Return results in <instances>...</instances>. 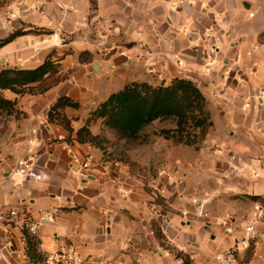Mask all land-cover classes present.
Listing matches in <instances>:
<instances>
[{
	"label": "crops",
	"instance_id": "obj_1",
	"mask_svg": "<svg viewBox=\"0 0 264 264\" xmlns=\"http://www.w3.org/2000/svg\"><path fill=\"white\" fill-rule=\"evenodd\" d=\"M180 1L7 0L0 6V39L21 28L51 31L0 46V71L35 68L49 55L60 65L62 80L45 93L3 90L19 114L0 122V203L36 220L58 208L35 236L44 259L72 243L85 259L185 264L181 252L189 264H219L215 256L228 254L254 224L251 245L237 257L264 264V224L254 217L255 202L264 204V0ZM205 49L215 52L210 67ZM174 78L191 79L207 100L212 126L198 146L153 136L137 150L125 140L113 143L108 131L105 149L75 140L84 126L103 133V119L89 120L90 114L111 94L134 81L168 85ZM63 96L79 103L64 110L72 132L49 120ZM75 156L90 157L88 179L78 177ZM26 157L41 180L13 175ZM222 218L231 233L217 223ZM30 260L21 232L1 230L0 264Z\"/></svg>",
	"mask_w": 264,
	"mask_h": 264
},
{
	"label": "trees",
	"instance_id": "obj_2",
	"mask_svg": "<svg viewBox=\"0 0 264 264\" xmlns=\"http://www.w3.org/2000/svg\"><path fill=\"white\" fill-rule=\"evenodd\" d=\"M94 3V0H92ZM50 34V30L42 28L17 29L7 37L0 39L3 46L16 37L27 34ZM59 62L49 57L35 68H6L0 71V116L19 114L16 101L6 98L3 90L9 89L17 94H42L50 87L58 84ZM67 107H79V103L69 97L57 99L49 111V120H58L72 132L70 120L65 116ZM103 119V133L92 135L84 126L76 135L79 143H90L105 149V134L108 131L117 139L125 142L140 138L146 129L155 121H172L175 128H162L154 135L172 138L175 143L198 146L200 134L207 132L212 126L211 115L207 109V100L198 85L188 78H174L168 85H152L143 81L127 84L122 90L115 92L90 114L89 120ZM65 140L70 142V137ZM158 200V199H157ZM158 236L161 233L158 231ZM27 253L34 264H43L44 255L37 252L35 236L26 234ZM182 257L185 264L188 257Z\"/></svg>",
	"mask_w": 264,
	"mask_h": 264
},
{
	"label": "built area",
	"instance_id": "obj_3",
	"mask_svg": "<svg viewBox=\"0 0 264 264\" xmlns=\"http://www.w3.org/2000/svg\"><path fill=\"white\" fill-rule=\"evenodd\" d=\"M180 3L191 4V1H183ZM41 6L36 5L34 8L37 10ZM207 66L210 67L215 62V52L214 50H204ZM179 64H182L181 60H178ZM230 69H227V74L223 77L228 79V73ZM74 162L79 165V170L77 172L78 177L81 179H88L91 169V159L89 156L85 157H74ZM13 175L16 178L26 179L33 178L41 180V175L36 172L33 167L32 160L28 157L20 159L13 168ZM81 187V186H80ZM82 188V187H81ZM58 201H61L62 196H56ZM58 211L57 207H54L53 211L50 213H44L40 216V219L36 220L30 217L25 211H21L20 208L15 206H9L0 203V231L1 230H13L17 229L21 232L23 236V242L27 245L26 234L30 236H36L40 227V223L43 221L54 222L55 214ZM254 217L257 222L264 224V204L260 201L254 204ZM222 226L225 233L232 232V225L226 219H219L217 222ZM256 227L254 224H250L245 227L246 237L244 240L240 241L235 239L234 244L231 246L228 254H217L215 256L216 261L219 264H252L249 261L241 260L237 257V252L240 248H248L252 240L255 237ZM169 251L168 249H165ZM44 264H127L123 258L117 259H105V260H95V259H85L81 256L79 251L72 243L66 244V246L60 250L51 252L45 256Z\"/></svg>",
	"mask_w": 264,
	"mask_h": 264
},
{
	"label": "rangeland",
	"instance_id": "obj_4",
	"mask_svg": "<svg viewBox=\"0 0 264 264\" xmlns=\"http://www.w3.org/2000/svg\"><path fill=\"white\" fill-rule=\"evenodd\" d=\"M6 2H7V0H0V6L4 5ZM4 117L5 116H0V122L3 121ZM162 124L165 126H168V125L173 126L174 125L173 128H175V124L172 123V121H163ZM160 129H162V128H160V126H158L157 123H153L152 125H150L146 129V131L144 132V134L140 138H138L136 140L128 141V142L124 141L123 144L132 145V147L139 150V148H141L143 145H147L151 141L153 136H157V135H154V132L159 131ZM206 133L207 132H203L202 134H200L201 138H203L206 135ZM109 138H110L109 140L112 141L113 143L117 142V141L118 142L123 141V140L117 139L113 134H111ZM168 139H170V138H168ZM177 144H179V143H177Z\"/></svg>",
	"mask_w": 264,
	"mask_h": 264
}]
</instances>
